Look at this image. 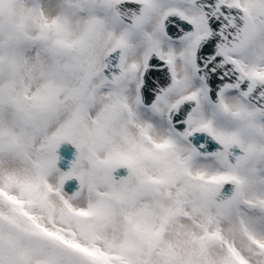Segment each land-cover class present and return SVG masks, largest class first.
<instances>
[{
	"label": "snow or ice",
	"instance_id": "6c2138e0",
	"mask_svg": "<svg viewBox=\"0 0 264 264\" xmlns=\"http://www.w3.org/2000/svg\"><path fill=\"white\" fill-rule=\"evenodd\" d=\"M0 264H264V0H0Z\"/></svg>",
	"mask_w": 264,
	"mask_h": 264
}]
</instances>
